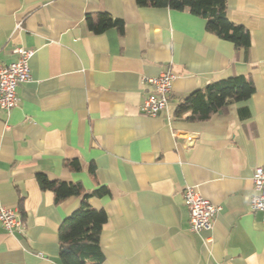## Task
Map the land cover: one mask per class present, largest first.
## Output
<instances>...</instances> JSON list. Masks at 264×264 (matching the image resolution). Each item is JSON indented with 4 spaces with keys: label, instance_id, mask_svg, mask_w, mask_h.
<instances>
[{
    "label": "crops",
    "instance_id": "1",
    "mask_svg": "<svg viewBox=\"0 0 264 264\" xmlns=\"http://www.w3.org/2000/svg\"><path fill=\"white\" fill-rule=\"evenodd\" d=\"M228 16L251 32L246 50L207 31L189 10L136 0H0V64L16 47L35 51L18 103L0 108V205L24 227L0 226V264H62L59 226L81 203H57L40 187L79 181L108 220L103 264H264V212L253 211V171L264 165V0H227ZM107 12L124 21L96 32ZM176 74L168 106L142 113L145 77ZM244 74L254 93L203 121L177 106L209 82ZM77 158L79 171L66 168ZM95 173L90 172V166ZM192 186L222 208L210 230L190 228L184 191Z\"/></svg>",
    "mask_w": 264,
    "mask_h": 264
},
{
    "label": "trees",
    "instance_id": "2",
    "mask_svg": "<svg viewBox=\"0 0 264 264\" xmlns=\"http://www.w3.org/2000/svg\"><path fill=\"white\" fill-rule=\"evenodd\" d=\"M139 6L167 7L175 10H189L207 20V31L219 38L232 41L236 47L248 50L251 47V32L244 25L233 22L228 16L227 0H136ZM91 28L100 32L110 27L121 31L124 21L107 12H101L93 19L88 16ZM255 85L244 74L209 82L204 88L191 92L177 106L175 116L187 121H203L221 109L228 101L249 98ZM71 171L82 169L80 161L67 159L64 162ZM95 173V167L90 166ZM39 185L55 194L57 203L71 197H80V205L64 218L59 226L60 258L62 264H103L104 254L100 239L108 213L103 208H95L89 202L91 197H101L109 193L106 186L87 191L79 181L51 180L44 173H37Z\"/></svg>",
    "mask_w": 264,
    "mask_h": 264
},
{
    "label": "built area",
    "instance_id": "3",
    "mask_svg": "<svg viewBox=\"0 0 264 264\" xmlns=\"http://www.w3.org/2000/svg\"><path fill=\"white\" fill-rule=\"evenodd\" d=\"M17 58L8 63L0 64V108L10 111L18 103L17 87L31 79L30 59L35 51L23 46L16 47ZM176 74L165 71L158 76L145 77L144 81L152 85V91L147 93L141 104L142 113L157 115L168 106L172 82ZM253 194L250 197V207L253 211L264 212V165H258L253 171ZM184 202L189 210L190 228L194 231L210 230L220 205L205 198L194 187L189 186L184 191ZM0 226L9 233L22 230L24 222L18 211L0 205Z\"/></svg>",
    "mask_w": 264,
    "mask_h": 264
}]
</instances>
